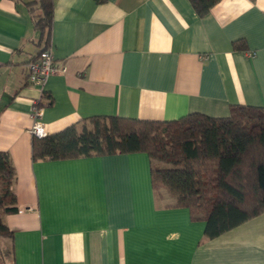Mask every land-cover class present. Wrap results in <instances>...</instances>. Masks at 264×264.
I'll return each mask as SVG.
<instances>
[{"label": "crops", "instance_id": "0c3cea01", "mask_svg": "<svg viewBox=\"0 0 264 264\" xmlns=\"http://www.w3.org/2000/svg\"><path fill=\"white\" fill-rule=\"evenodd\" d=\"M0 0V151L16 171L12 264H264V211L211 237L163 191L147 152L34 159L33 107L49 134L84 118L176 120L264 106V0H52L51 41L66 70L40 86L45 48L29 3ZM47 94L48 100L44 97Z\"/></svg>", "mask_w": 264, "mask_h": 264}, {"label": "trees", "instance_id": "16d2710c", "mask_svg": "<svg viewBox=\"0 0 264 264\" xmlns=\"http://www.w3.org/2000/svg\"><path fill=\"white\" fill-rule=\"evenodd\" d=\"M190 1L203 17L220 0ZM29 5L47 48L53 2L34 0ZM139 151L150 157L155 191L166 189L175 206L187 207L193 219H204L208 236H217L264 211V106L236 104L228 116L192 112L162 121L97 115L33 139L34 159ZM15 180L9 154L0 151V241L3 254L11 261L13 232L3 216L18 211L12 189Z\"/></svg>", "mask_w": 264, "mask_h": 264}, {"label": "built area", "instance_id": "2783aa9c", "mask_svg": "<svg viewBox=\"0 0 264 264\" xmlns=\"http://www.w3.org/2000/svg\"><path fill=\"white\" fill-rule=\"evenodd\" d=\"M27 81L30 84L40 86L46 82L49 76L62 73L66 70L65 65L55 59L53 50L50 46L40 51L27 64ZM43 106L40 101L35 102L33 107L34 123L31 132L35 137H46L49 132L45 124L41 121Z\"/></svg>", "mask_w": 264, "mask_h": 264}, {"label": "rangeland", "instance_id": "374dc122", "mask_svg": "<svg viewBox=\"0 0 264 264\" xmlns=\"http://www.w3.org/2000/svg\"><path fill=\"white\" fill-rule=\"evenodd\" d=\"M155 163H156V165H158V166H160V167L165 166V164L162 163V162H155ZM163 191L168 192L166 189H160L159 191H157V196H158V198L164 200V197H163ZM169 195H170V194H169ZM170 196H171V195H170ZM2 249L4 250L5 247H4V245H3V242L0 241V264H12V262H11V258L5 256V254H3V252H2Z\"/></svg>", "mask_w": 264, "mask_h": 264}]
</instances>
